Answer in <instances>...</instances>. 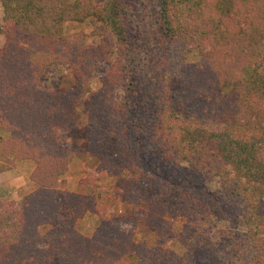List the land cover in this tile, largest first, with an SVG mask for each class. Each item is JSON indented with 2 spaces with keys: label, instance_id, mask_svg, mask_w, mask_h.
I'll return each instance as SVG.
<instances>
[{
  "label": "trees",
  "instance_id": "trees-1",
  "mask_svg": "<svg viewBox=\"0 0 264 264\" xmlns=\"http://www.w3.org/2000/svg\"><path fill=\"white\" fill-rule=\"evenodd\" d=\"M0 2V128L9 133L0 139V171L15 160L36 164L29 175L36 187L24 205L0 200V264H197L199 253L208 259L203 248L220 264H264V0H155L139 18L117 1ZM89 19L98 23L99 42L64 33V22ZM145 62L154 66L151 75ZM100 63L108 69L94 90ZM60 65L73 76L71 89L42 87L45 70ZM82 97L85 151L99 172L141 177L135 191L149 194L133 201L149 198V210L162 211V200L153 199L162 180L189 189L200 182V196L178 195L180 213L197 220L195 227L208 215L253 224L231 233L232 259L196 230L179 256L165 237L149 247L135 241L136 228L105 219L91 236L75 228L80 195L58 188L57 178L77 150L61 131L77 129L69 113ZM179 170L188 174L179 179ZM206 182L216 185L214 194ZM163 217L153 215L154 226Z\"/></svg>",
  "mask_w": 264,
  "mask_h": 264
},
{
  "label": "rangeland",
  "instance_id": "rangeland-1",
  "mask_svg": "<svg viewBox=\"0 0 264 264\" xmlns=\"http://www.w3.org/2000/svg\"><path fill=\"white\" fill-rule=\"evenodd\" d=\"M115 1L123 4L130 9L133 16L139 18L142 16L140 13L152 8L155 0H94V3L100 5ZM2 23L3 9L0 2V25ZM97 24L94 19H89L83 22H64L62 26L66 36L82 33L86 35V42L91 44L101 40L93 32ZM3 42L4 36L0 33V47H2ZM140 48L137 44L133 46V50L136 53ZM142 50L144 53L146 52L148 57L151 56L150 59L155 55L153 49L147 46H144ZM151 50L153 54H149ZM187 57L190 61L196 60V51L189 52ZM145 63L147 66L145 73L151 75L154 66L150 63ZM143 65L141 64V68H144ZM107 69V64L100 63L93 70L91 86L94 90L100 87L99 78ZM40 84L42 87L63 92L71 89L73 86V76L65 66H51L43 73ZM152 88L153 85L151 90ZM123 95L124 92L118 90V97L120 99L123 98ZM70 112L69 114L73 121L78 119V127L76 130H62L61 134L77 150L71 157L67 170L58 176L57 187L67 193H79V206L77 205L78 208L76 209L77 218L75 219V228L80 233L85 236H91L99 223L105 219V221L118 225L119 229L124 231L130 229V227L136 228L134 239L139 244L145 243L149 247H154L160 236L162 238L165 237L167 240V248L181 256L187 251L184 240L188 239L192 232L196 230L197 232L204 233L206 237L208 235L210 240L213 239L216 242L215 250L220 252L225 257V260L233 258V256L231 257V233L234 231H245L252 228L253 224L245 225L240 217L238 218L239 221L235 223V221H219L214 217H208V215L203 222L195 227L197 220L194 222L193 218L190 220L187 216L180 213L183 206L180 202L183 201L178 195H183L181 192L185 189L191 190L193 194L200 196V188H196L200 186V184H197L200 182L195 183L194 187L189 189L188 187L181 188L180 186L171 187L162 180L159 184V192L157 193V190L156 192L153 191L154 201H156V197L160 201L162 200L160 203L162 211H158L157 207H154L153 211L149 210L150 206L154 204L148 201L150 200L149 198H146L147 201L138 200L139 204H137L138 201H133V199H139L138 194L145 196L149 194L148 191H135V188L138 185L140 186L142 182L141 177L130 172H125L123 175L118 174L114 177L108 176L105 171L99 172L98 160L85 151L87 143V130L85 126L87 123V109L85 98L82 97L76 101L74 108ZM8 137L9 133L0 128V139L6 140ZM35 165L34 160L31 159L15 160L9 169L0 171L1 201L16 207L24 205L27 195L36 187L29 177ZM115 171L118 172V169ZM187 174L185 170H179L178 178L183 179L182 176ZM206 186L207 192L214 194L216 185L206 182ZM171 194H177L173 199L174 204L170 202L169 196H172ZM234 200L232 198V201ZM177 204H179V207L176 206ZM189 204H191V201ZM235 210L237 211V209ZM62 212L64 213V210ZM69 213V211H65V214L69 215ZM156 213L160 214L161 217L164 216V221L159 222L161 225L159 228L154 226L152 219V216ZM196 241L198 242V240ZM202 242L204 241L202 240ZM203 249L202 251L204 253L202 255L208 259H202L203 257L198 259L201 254L199 253L195 257L197 264H220L215 255L206 252L208 249Z\"/></svg>",
  "mask_w": 264,
  "mask_h": 264
}]
</instances>
